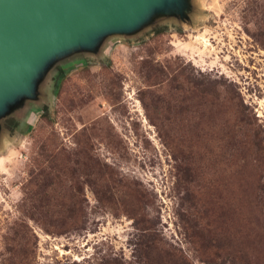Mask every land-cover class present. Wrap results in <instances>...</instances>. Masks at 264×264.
I'll use <instances>...</instances> for the list:
<instances>
[{"label": "rangeland", "instance_id": "1", "mask_svg": "<svg viewBox=\"0 0 264 264\" xmlns=\"http://www.w3.org/2000/svg\"><path fill=\"white\" fill-rule=\"evenodd\" d=\"M36 96L0 120V264H264V0H189Z\"/></svg>", "mask_w": 264, "mask_h": 264}, {"label": "water", "instance_id": "2", "mask_svg": "<svg viewBox=\"0 0 264 264\" xmlns=\"http://www.w3.org/2000/svg\"><path fill=\"white\" fill-rule=\"evenodd\" d=\"M189 0H0V120L34 100L59 60L134 34Z\"/></svg>", "mask_w": 264, "mask_h": 264}]
</instances>
